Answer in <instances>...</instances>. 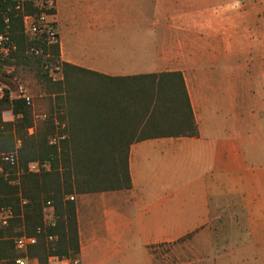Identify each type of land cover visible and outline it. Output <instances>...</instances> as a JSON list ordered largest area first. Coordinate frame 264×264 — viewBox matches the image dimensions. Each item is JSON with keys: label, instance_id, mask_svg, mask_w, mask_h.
Returning a JSON list of instances; mask_svg holds the SVG:
<instances>
[{"label": "crops", "instance_id": "0c3cea01", "mask_svg": "<svg viewBox=\"0 0 264 264\" xmlns=\"http://www.w3.org/2000/svg\"><path fill=\"white\" fill-rule=\"evenodd\" d=\"M55 22L61 63L109 78L180 73L197 125L195 137L127 146V120L78 118V138L114 141L101 154L127 151L131 181L74 196L79 263L181 264L155 247L197 234L217 264L223 219L220 264H264V0H55Z\"/></svg>", "mask_w": 264, "mask_h": 264}, {"label": "trees", "instance_id": "16d2710c", "mask_svg": "<svg viewBox=\"0 0 264 264\" xmlns=\"http://www.w3.org/2000/svg\"><path fill=\"white\" fill-rule=\"evenodd\" d=\"M7 7L6 2H0V32L4 30L1 14ZM10 37L16 51L10 63L13 75L0 70V85L7 87L0 99V152L12 151L19 142L21 173L15 176V169L0 160V168L8 174L7 180L0 176V206L11 208L13 213L8 226L0 228V261L14 264L15 259L27 256L37 264H47L49 257L78 258L76 206L68 197L131 188L127 151L124 155L101 154L100 144L114 141L78 138V118L127 120L128 130L133 133L127 146L152 138L195 137L197 125L183 77L177 72L116 78L94 75L61 63L58 44L49 48L47 60L26 55L22 20L14 14ZM57 63L62 80L52 81L50 65ZM19 69L34 74L39 89L48 96V116L35 127L31 107L23 99L10 98L12 79ZM4 112H10L13 121L4 122ZM64 122L67 126L61 131L58 128ZM32 127L34 131L29 134ZM60 132L67 133L66 137L58 145H50V138ZM34 162L47 168L37 174L28 173V165ZM47 202L53 205L54 221L45 226L42 208ZM22 235L36 239L25 254L15 250L11 241Z\"/></svg>", "mask_w": 264, "mask_h": 264}, {"label": "built area", "instance_id": "2783aa9c", "mask_svg": "<svg viewBox=\"0 0 264 264\" xmlns=\"http://www.w3.org/2000/svg\"><path fill=\"white\" fill-rule=\"evenodd\" d=\"M8 7L2 12V23L4 30L0 32V70L10 75L13 73L14 66L10 64L13 61V54L16 51V45L10 37L11 14L20 16L22 20V34L26 40L24 53L34 57L50 58L49 48L58 44V32L55 22V0H0ZM31 11V12H30ZM52 66V65H50ZM4 95V88L0 86V99ZM17 98V97H16ZM18 98L23 99L27 106H32L30 97L25 94L19 95ZM34 127L37 122L44 121L45 115L35 116ZM34 127L28 130L32 134ZM63 128V127H60ZM66 135L63 132L56 133L50 140V145H58L59 141L64 139ZM1 140V138H0ZM19 142L15 143V147L10 152H0V160L15 169V176L21 173L18 166V148ZM46 165H39L37 162L31 163L27 167V172L37 174L41 169H46ZM0 176L4 180L8 179V174L3 173L0 168ZM9 184H15V181H9ZM69 200H74L73 196L68 197ZM21 204H25L22 201ZM44 225H52L54 221V208L50 202L44 204L42 208ZM13 219L12 209L5 206H0V228H6L9 221ZM54 238H49L53 241ZM15 250L26 253L28 247L35 245V237L26 235L13 237L11 239ZM14 264H37L35 259H30L27 256L14 260ZM47 264H80L78 258H59L49 257Z\"/></svg>", "mask_w": 264, "mask_h": 264}, {"label": "rangeland", "instance_id": "374dc122", "mask_svg": "<svg viewBox=\"0 0 264 264\" xmlns=\"http://www.w3.org/2000/svg\"><path fill=\"white\" fill-rule=\"evenodd\" d=\"M50 67L49 78L52 81H61L62 76L60 72V64L57 63ZM231 71H233V68L231 69ZM11 74L13 75V73ZM12 81L14 88L10 92L11 99H15L16 97L18 98L19 95L25 94L30 97L32 101L31 109L33 111V115L48 116V96L39 89L37 84L38 82L34 74H29L19 69L17 75L13 77ZM2 87L7 88L4 85H2ZM3 116L5 119L10 118V121H13L14 119L10 112H4L2 117ZM56 125L58 126L59 123ZM60 127H63L58 128L61 131L62 129H66V125L64 123H61ZM65 135H67V133ZM231 222L232 221L230 220L225 221L223 219H219L212 223V225H214V228L216 229V234L214 236V243L216 248L214 252V259H218L217 264L221 263V243L223 239V230H226L227 232V229L232 227ZM154 254L159 261L181 260V264H205L211 256L210 253L206 251L205 238L197 234H189L188 237H182L175 242L159 245L155 247Z\"/></svg>", "mask_w": 264, "mask_h": 264}]
</instances>
